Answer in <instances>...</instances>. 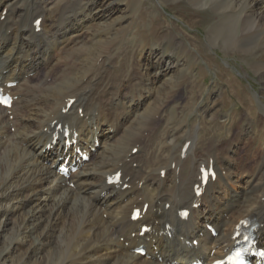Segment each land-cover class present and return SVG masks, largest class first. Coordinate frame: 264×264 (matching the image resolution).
Listing matches in <instances>:
<instances>
[{
	"label": "bare ground",
	"instance_id": "obj_1",
	"mask_svg": "<svg viewBox=\"0 0 264 264\" xmlns=\"http://www.w3.org/2000/svg\"><path fill=\"white\" fill-rule=\"evenodd\" d=\"M141 1L0 0V86L15 98L0 106V264L210 263L234 246L245 219L264 247V112L231 117L223 143L206 148L201 122L167 128L187 95L176 88L195 75L177 59L188 45L169 26L151 25L137 55H116L110 35ZM188 1L217 13L211 44L246 54L264 44V0ZM247 66L242 75L264 80V62ZM234 80L225 87L236 91ZM64 156L79 167L70 177L58 169ZM211 165L217 177L197 195Z\"/></svg>",
	"mask_w": 264,
	"mask_h": 264
},
{
	"label": "rangeland",
	"instance_id": "obj_2",
	"mask_svg": "<svg viewBox=\"0 0 264 264\" xmlns=\"http://www.w3.org/2000/svg\"><path fill=\"white\" fill-rule=\"evenodd\" d=\"M164 2L165 8L161 7L157 0H142L138 9L134 6L128 7L124 12L122 25H115L110 35L115 41L118 40L112 49L116 55H137V50L142 47L147 48V37L150 36L149 29L153 24L169 26L176 31V41L183 39L188 45L186 51L178 50L176 57L181 61L187 60L189 69L195 76L176 88V94L182 95L181 91L186 87L187 95L186 98L182 97L178 108L175 107L174 117L169 119L167 128L179 131L187 129L185 130L187 132L189 129H198L201 122L202 125L204 124L199 135V145L202 148L209 146L212 140L223 143L231 117L239 118L246 110L252 114L264 112V80L261 82L260 79L242 75L244 69L248 68L247 62L257 60L264 62V44L256 48L254 54H246L238 49H225V45L220 41L213 45L209 40V31L219 18L210 6H195L188 0H164ZM56 7H53L55 14ZM142 39L146 42L143 46L140 44ZM189 49L199 51L202 56L194 58ZM172 50V47L167 45L166 53L171 54ZM233 78L237 79L231 83L235 85L236 91L225 87V84L230 83ZM190 84H199L204 88L192 89ZM191 90L192 94H190ZM222 90L226 92L222 93ZM183 136L180 137L181 142L185 139ZM156 146L158 147L159 144ZM179 148L180 146L177 154Z\"/></svg>",
	"mask_w": 264,
	"mask_h": 264
},
{
	"label": "snow or ice",
	"instance_id": "obj_3",
	"mask_svg": "<svg viewBox=\"0 0 264 264\" xmlns=\"http://www.w3.org/2000/svg\"><path fill=\"white\" fill-rule=\"evenodd\" d=\"M6 102V101H5ZM185 215H186V213H185Z\"/></svg>",
	"mask_w": 264,
	"mask_h": 264
}]
</instances>
